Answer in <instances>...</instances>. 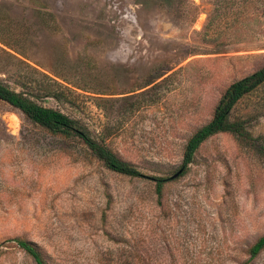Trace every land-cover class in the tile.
I'll use <instances>...</instances> for the list:
<instances>
[{"label":"rangeland","instance_id":"374dc122","mask_svg":"<svg viewBox=\"0 0 264 264\" xmlns=\"http://www.w3.org/2000/svg\"><path fill=\"white\" fill-rule=\"evenodd\" d=\"M262 65L264 0H0V80L141 173L0 100V264H35L16 237L49 264H264L249 254L264 233V83L230 114L248 138L218 132L181 168L226 86Z\"/></svg>","mask_w":264,"mask_h":264},{"label":"trees","instance_id":"16d2710c","mask_svg":"<svg viewBox=\"0 0 264 264\" xmlns=\"http://www.w3.org/2000/svg\"><path fill=\"white\" fill-rule=\"evenodd\" d=\"M256 0H251L254 3ZM236 14L241 13L238 6ZM234 21H237L235 19ZM213 23L210 19L201 32L202 40L205 43H212V37L207 36L208 30ZM232 26L235 22L230 23ZM217 38V36H216ZM161 76V73L154 79ZM153 79V80H154ZM151 80L150 82H152ZM148 82V83H150ZM56 85L60 84L54 80ZM146 83V84H148ZM264 83V65L249 74L232 81L223 90L216 105L214 106L211 118L199 126L187 139L182 153L181 168L186 167L194 158L199 145L208 137L218 132H230L238 137L248 138V131L243 124L237 120H231L230 114L235 104L246 94ZM55 97V93H50ZM0 100L5 101L12 107L18 109L31 122L45 128L52 134L61 135L65 138L78 136L90 151L110 170L129 176H140L141 173L128 161L119 157L111 148L104 143L92 138L87 132L78 126L76 120L64 112L39 104L28 97L22 91H16L0 80ZM182 169H180V172ZM156 181V191L160 193L167 177H153ZM17 245L32 257L35 264H49L43 252L32 241L26 238H13ZM264 249V233L251 244L249 254L251 258L257 256Z\"/></svg>","mask_w":264,"mask_h":264},{"label":"water","instance_id":"95a60500","mask_svg":"<svg viewBox=\"0 0 264 264\" xmlns=\"http://www.w3.org/2000/svg\"><path fill=\"white\" fill-rule=\"evenodd\" d=\"M179 172H180V170H178L176 173H174V174L172 175V177L177 176V175L179 174Z\"/></svg>","mask_w":264,"mask_h":264}]
</instances>
